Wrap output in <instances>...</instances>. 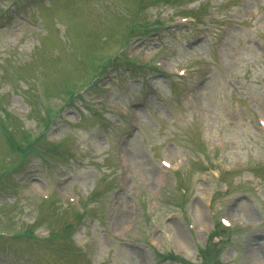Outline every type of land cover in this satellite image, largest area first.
<instances>
[{
	"label": "rangeland",
	"instance_id": "obj_1",
	"mask_svg": "<svg viewBox=\"0 0 264 264\" xmlns=\"http://www.w3.org/2000/svg\"><path fill=\"white\" fill-rule=\"evenodd\" d=\"M0 228V264H264V0H0Z\"/></svg>",
	"mask_w": 264,
	"mask_h": 264
},
{
	"label": "trees",
	"instance_id": "obj_2",
	"mask_svg": "<svg viewBox=\"0 0 264 264\" xmlns=\"http://www.w3.org/2000/svg\"><path fill=\"white\" fill-rule=\"evenodd\" d=\"M188 264V263H187Z\"/></svg>",
	"mask_w": 264,
	"mask_h": 264
}]
</instances>
